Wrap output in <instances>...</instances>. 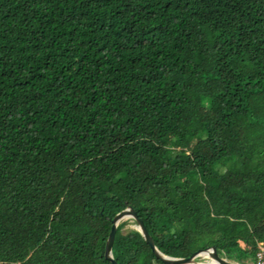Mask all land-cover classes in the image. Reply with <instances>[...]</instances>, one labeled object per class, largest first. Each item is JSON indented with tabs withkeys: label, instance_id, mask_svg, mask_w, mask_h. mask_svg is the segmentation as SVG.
Returning a JSON list of instances; mask_svg holds the SVG:
<instances>
[{
	"label": "trees",
	"instance_id": "1",
	"mask_svg": "<svg viewBox=\"0 0 264 264\" xmlns=\"http://www.w3.org/2000/svg\"><path fill=\"white\" fill-rule=\"evenodd\" d=\"M128 205L167 255L256 263L264 0H0V264H113ZM113 256L172 264L132 217Z\"/></svg>",
	"mask_w": 264,
	"mask_h": 264
},
{
	"label": "water",
	"instance_id": "2",
	"mask_svg": "<svg viewBox=\"0 0 264 264\" xmlns=\"http://www.w3.org/2000/svg\"><path fill=\"white\" fill-rule=\"evenodd\" d=\"M127 217H132L136 220L137 227L141 231L145 240L152 246V248L154 249L157 256L162 258L167 263L191 264V263L196 262L197 257L203 256V257L209 258V260L207 262H200L201 264H238V263H235L233 261H230L226 257H222L219 254L216 246H210V247L199 249L198 251L194 252L189 257H175V256H170V255L163 253L156 246L155 241H154L153 237L151 236L148 228L146 227L143 219L138 215L137 211L131 205H128L126 208L119 211L112 220L113 225H112V229H111V232H110V235L108 237L107 244H106V257L113 264H119L113 256V246H114V241H115V237H116L117 227H118L120 220L123 218H127Z\"/></svg>",
	"mask_w": 264,
	"mask_h": 264
},
{
	"label": "built area",
	"instance_id": "3",
	"mask_svg": "<svg viewBox=\"0 0 264 264\" xmlns=\"http://www.w3.org/2000/svg\"><path fill=\"white\" fill-rule=\"evenodd\" d=\"M255 264H264V240L260 241L258 244Z\"/></svg>",
	"mask_w": 264,
	"mask_h": 264
},
{
	"label": "rangeland",
	"instance_id": "4",
	"mask_svg": "<svg viewBox=\"0 0 264 264\" xmlns=\"http://www.w3.org/2000/svg\"><path fill=\"white\" fill-rule=\"evenodd\" d=\"M202 257L204 260H202L203 262H207L209 260V258H206V257H203V256H200ZM248 264H255V262H251V263H248Z\"/></svg>",
	"mask_w": 264,
	"mask_h": 264
},
{
	"label": "bare ground",
	"instance_id": "5",
	"mask_svg": "<svg viewBox=\"0 0 264 264\" xmlns=\"http://www.w3.org/2000/svg\"><path fill=\"white\" fill-rule=\"evenodd\" d=\"M215 262V261H214Z\"/></svg>",
	"mask_w": 264,
	"mask_h": 264
}]
</instances>
